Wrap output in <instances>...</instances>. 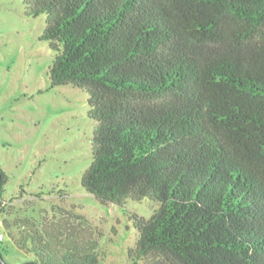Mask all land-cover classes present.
<instances>
[{"label":"trees","instance_id":"16d2710c","mask_svg":"<svg viewBox=\"0 0 264 264\" xmlns=\"http://www.w3.org/2000/svg\"><path fill=\"white\" fill-rule=\"evenodd\" d=\"M22 2L45 16L50 88L88 95L82 188L156 206L130 215L129 263L264 264V0ZM6 181L0 169V192ZM4 207L26 264H100L92 240L79 245L80 217L11 227Z\"/></svg>","mask_w":264,"mask_h":264},{"label":"rangeland","instance_id":"374dc122","mask_svg":"<svg viewBox=\"0 0 264 264\" xmlns=\"http://www.w3.org/2000/svg\"><path fill=\"white\" fill-rule=\"evenodd\" d=\"M44 27L45 16L26 17L22 0H0V169L7 177L0 202L11 214L3 218L13 227L25 219L43 226L80 217L76 228L85 234L77 236L79 245L88 237L100 264H130L126 251L136 241L130 215L149 219L156 206L103 205L82 188L95 122L86 93L72 86L50 88L54 53L40 40ZM0 235L4 264L34 260L17 249L3 225Z\"/></svg>","mask_w":264,"mask_h":264},{"label":"built area","instance_id":"2783aa9c","mask_svg":"<svg viewBox=\"0 0 264 264\" xmlns=\"http://www.w3.org/2000/svg\"><path fill=\"white\" fill-rule=\"evenodd\" d=\"M2 240V236L0 235V241Z\"/></svg>","mask_w":264,"mask_h":264},{"label":"water","instance_id":"95a60500","mask_svg":"<svg viewBox=\"0 0 264 264\" xmlns=\"http://www.w3.org/2000/svg\"><path fill=\"white\" fill-rule=\"evenodd\" d=\"M1 264H4L3 262Z\"/></svg>","mask_w":264,"mask_h":264}]
</instances>
